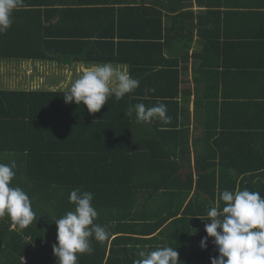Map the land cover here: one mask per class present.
I'll return each instance as SVG.
<instances>
[{
	"label": "trees",
	"instance_id": "1",
	"mask_svg": "<svg viewBox=\"0 0 264 264\" xmlns=\"http://www.w3.org/2000/svg\"><path fill=\"white\" fill-rule=\"evenodd\" d=\"M188 1L24 0L13 11L12 26L0 34L5 73L19 68L34 77L30 82L39 81L44 71L36 63L84 54L87 63L128 66L140 83L120 100L110 96L94 114L83 104L65 103L70 87L47 90L43 82L44 90L28 83L14 88L6 82L0 88V163L15 161L10 184L28 194L35 212L23 229L8 215L0 217V264H57L54 219L75 210L69 194L76 188L93 194L94 223L110 232L104 242L93 238V253L77 254V264H134L139 251L165 246L176 248L181 264H211L219 255L214 238L205 248L201 240L208 210L224 206L221 193L247 189L264 198V26L229 33L221 9L233 0H195L216 10L203 13L198 25L203 49L193 59L203 65L195 66V82L224 100L221 115L218 99L207 104L203 134L191 140L173 50L174 43L188 51L192 44L196 24L186 23L195 18L183 10ZM249 14L238 25L255 22L257 13ZM219 67L225 70L214 72ZM138 103L166 104L170 122L138 123ZM192 147L198 151L194 163Z\"/></svg>",
	"mask_w": 264,
	"mask_h": 264
},
{
	"label": "clouds",
	"instance_id": "2",
	"mask_svg": "<svg viewBox=\"0 0 264 264\" xmlns=\"http://www.w3.org/2000/svg\"><path fill=\"white\" fill-rule=\"evenodd\" d=\"M23 3L24 0H0V34L12 26V13ZM139 83L126 70L105 62L84 71L63 95L65 103L83 104L90 114H94L107 104L110 96L120 100L138 88ZM134 111L138 123L155 118L167 124L171 120L166 115L164 103L147 108L138 103ZM126 115L131 117L133 109L130 108ZM15 168V161L0 163V217L8 215L23 229L35 219V212L28 194L10 184ZM92 200L91 192L76 188L69 194V202L75 205V210L54 219L57 242L52 245V250L57 264H77V254L93 253V238L98 242L109 239L108 228L94 223L98 212ZM220 200L224 203L223 208L213 206L207 212L210 223L205 224L207 236L201 240V248H205L207 239L214 238L219 255L211 259V264H264V198L259 192L244 189L224 190ZM138 257L134 264H181L178 251L171 246L141 250Z\"/></svg>",
	"mask_w": 264,
	"mask_h": 264
},
{
	"label": "crops",
	"instance_id": "3",
	"mask_svg": "<svg viewBox=\"0 0 264 264\" xmlns=\"http://www.w3.org/2000/svg\"><path fill=\"white\" fill-rule=\"evenodd\" d=\"M236 1V4H235ZM244 2V5H242V0H233L231 1L230 5L228 7H223L221 10L222 12V19L226 17L228 18V22L223 25V28H227L229 33L235 32L239 33L242 31H249V29L253 30L254 28H257V26L260 24V26H264V0H252V2H255L258 6L256 7H249L247 5V2ZM185 11L192 10L194 12L195 18H190L186 21V23H190L192 25V21L196 24L195 27H193V33L191 35L192 37V44L188 49L184 50L181 48V43H174V53L179 56V70H180V87H179V97L178 99L181 101V107L184 109V112L186 116H189L190 120V128L192 131V138L191 140H194L196 137H200L203 134V113L206 110L207 104H215V100L218 99V109H219V115H221V110L223 107L222 100L224 98L222 97L221 93L216 96V99L214 98L213 90L208 92L205 90L203 85L197 84L195 82V66L202 67L203 62L197 61L195 62L193 59L194 53H198L203 49V44L201 43L202 36L200 32L198 31V25H200V22L203 20L204 15L203 13H215L216 10L211 8H206L205 5H199L196 3L195 0H192L191 2H187V5L184 7ZM220 11V10H219ZM255 12L257 13L254 19L255 22L251 23V21H246L244 24L241 25L242 22L238 25V20L242 17H249V13ZM201 14V15H200ZM232 14V16H230ZM232 19H230V18ZM235 19V20H234ZM206 21L210 24V16H207ZM232 21L234 23H232ZM215 24V23H214ZM256 26V27H255ZM209 28V27H208ZM247 28V29H246ZM261 45L260 50H264V45ZM230 50V48H229ZM170 51V48H169ZM239 52V50H238ZM260 52V51H259ZM171 54H173L172 50L170 51ZM169 53V54H170ZM230 51H228L225 55H222V60H227L229 57ZM233 55V53H231ZM167 56V55H166ZM61 62H46V63H36L37 69H40L44 71L43 73V79L40 80L41 83H45V88L47 90H58V89H65L66 87H70V83L74 82L76 79H78L84 71L89 69L95 64L87 63L85 61L84 54L80 55L79 57H75L73 55L71 56H60ZM262 58V54H261ZM228 62V61H227ZM195 63V64H194ZM202 63V65H201ZM41 65H45L46 67H43ZM30 68H33L35 66L33 62H29ZM40 66V67H39ZM114 66L124 69L128 72V66L124 64H115ZM3 68V69H2ZM2 70H4V65L1 67ZM211 72H213L210 69H207ZM225 70L224 67H219L214 70V72H223ZM62 76V77H60ZM42 78V77H41ZM62 78V79H61ZM70 82V83H68ZM220 86L218 87V90L221 92L222 89V82L220 81ZM217 82H215L216 85ZM36 81L29 82V88H35V89H42V85H36ZM210 86V85H209ZM42 89V90H44ZM215 92L217 90V87L214 88ZM177 99V98H176ZM197 101L200 102L199 105L197 104ZM198 106V107H197ZM244 125L245 123H241L238 125ZM193 145V143H192ZM200 151V150H199ZM198 155V151H195L194 147H192V161L194 163V158ZM208 196V195H207Z\"/></svg>",
	"mask_w": 264,
	"mask_h": 264
},
{
	"label": "rangeland",
	"instance_id": "4",
	"mask_svg": "<svg viewBox=\"0 0 264 264\" xmlns=\"http://www.w3.org/2000/svg\"><path fill=\"white\" fill-rule=\"evenodd\" d=\"M2 65H4V63H3V61H0V88H3V87L7 88L8 85L6 84V82L8 84H10V82H12V84H10V85L15 84L14 88H16V87L20 88V86L24 87L27 83H28L27 85L29 86V82L34 79V77H32V76H30V77L24 76V71H20L19 68L18 69H14V72H12V73H9V72L5 73V71L2 70L3 68L1 69ZM41 66L46 67L45 65H41ZM33 70H32V72H33ZM19 73H21V75L18 77ZM29 73H31V71H29ZM16 77H17V79H16ZM60 77H62V76H60ZM13 78H15V79L13 80ZM21 79H23L24 81L20 82ZM41 79H43V77L42 78L40 77V80ZM26 80H27V82H25ZM40 80L39 81L34 80L37 83L36 85H43L42 83L41 84L39 83Z\"/></svg>",
	"mask_w": 264,
	"mask_h": 264
},
{
	"label": "built area",
	"instance_id": "5",
	"mask_svg": "<svg viewBox=\"0 0 264 264\" xmlns=\"http://www.w3.org/2000/svg\"><path fill=\"white\" fill-rule=\"evenodd\" d=\"M23 262H24V263L28 262V260H27L26 257L23 258Z\"/></svg>",
	"mask_w": 264,
	"mask_h": 264
}]
</instances>
